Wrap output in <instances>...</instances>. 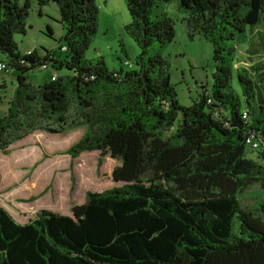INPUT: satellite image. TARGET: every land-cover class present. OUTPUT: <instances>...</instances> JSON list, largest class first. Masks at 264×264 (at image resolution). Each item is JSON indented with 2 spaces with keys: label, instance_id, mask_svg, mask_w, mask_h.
<instances>
[{
  "label": "trees",
  "instance_id": "16d2710c",
  "mask_svg": "<svg viewBox=\"0 0 264 264\" xmlns=\"http://www.w3.org/2000/svg\"><path fill=\"white\" fill-rule=\"evenodd\" d=\"M35 2L57 5L62 56L20 52L12 35L24 32L29 5L0 0V88L5 73L15 79L0 114V152L34 131L79 126L64 150L70 158L96 150L119 163L115 185L86 192L70 214L40 209L18 222L0 206V264H264V199L240 204L249 187L264 190V0H178L187 36L212 48L209 91L189 106L177 101L160 55L174 37L168 0H124L139 53L119 70L84 58L97 27L94 0ZM48 65L67 73L27 80Z\"/></svg>",
  "mask_w": 264,
  "mask_h": 264
},
{
  "label": "rangeland",
  "instance_id": "374dc122",
  "mask_svg": "<svg viewBox=\"0 0 264 264\" xmlns=\"http://www.w3.org/2000/svg\"><path fill=\"white\" fill-rule=\"evenodd\" d=\"M25 1L29 6L24 32L12 35L17 49L22 53L36 49L41 55L48 50L58 53L56 57L61 58L58 47L62 44L64 28L57 5L49 2L39 6L35 0H17L19 5ZM94 2L98 9L97 27L84 58L93 63L101 58L109 70L126 69L125 62L134 66L139 48L125 29L130 17L124 0ZM162 9L173 21L174 37L160 55L168 63L169 82L173 84L177 101L182 106H189L199 96L202 87L209 91L213 72L212 48L198 36L191 39L187 36L178 0H168ZM255 30L252 31L258 38ZM259 34H264L261 29ZM240 52L245 55L241 47ZM0 60H5L1 53ZM242 64L247 65L248 62ZM53 73L67 72L63 68L54 71L48 65L27 71L26 77L30 83L38 85L48 81ZM14 85V73H5L4 88H0V114L7 107ZM232 85L239 91L235 77ZM81 132L82 127L79 126L63 133L34 131L11 144L6 154L0 152V202L5 206L0 205L8 211L10 208L13 215L10 214L16 221H27L40 209L69 214L68 209L73 204L85 201L86 192L101 191L115 185L111 170L119 163L116 159L108 154L99 155L96 150L81 152L75 158L64 152ZM246 154L253 158L256 151L246 147ZM263 199L264 190L251 186L241 194L240 204L252 209Z\"/></svg>",
  "mask_w": 264,
  "mask_h": 264
},
{
  "label": "built area",
  "instance_id": "2783aa9c",
  "mask_svg": "<svg viewBox=\"0 0 264 264\" xmlns=\"http://www.w3.org/2000/svg\"><path fill=\"white\" fill-rule=\"evenodd\" d=\"M4 66L2 64H0V68H3ZM246 144H248L250 146V148L252 149H256L258 146L257 140H255L252 135L251 136H247L245 139Z\"/></svg>",
  "mask_w": 264,
  "mask_h": 264
},
{
  "label": "crops",
  "instance_id": "0c3cea01",
  "mask_svg": "<svg viewBox=\"0 0 264 264\" xmlns=\"http://www.w3.org/2000/svg\"><path fill=\"white\" fill-rule=\"evenodd\" d=\"M24 185H25V184H24ZM15 192H17V191H15ZM0 201H1V200H0ZM0 203H2L3 205L5 204V203H3V202H0ZM0 206H1V205H0ZM4 206H5V205H4ZM3 208H4V207H3ZM8 209H9L10 212H9L8 210H7V211H8L9 213L12 214V211L10 210V208H8ZM17 209H18V208H17ZM18 210H19V209H18ZM68 210H69V214H70V208H69ZM12 215H13V214H12ZM26 217H27V218H30L29 216H26Z\"/></svg>",
  "mask_w": 264,
  "mask_h": 264
}]
</instances>
